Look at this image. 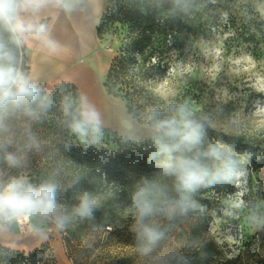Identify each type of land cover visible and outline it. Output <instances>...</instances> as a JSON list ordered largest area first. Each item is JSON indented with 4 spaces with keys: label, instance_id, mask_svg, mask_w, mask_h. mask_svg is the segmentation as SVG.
<instances>
[{
    "label": "clouds",
    "instance_id": "clouds-1",
    "mask_svg": "<svg viewBox=\"0 0 264 264\" xmlns=\"http://www.w3.org/2000/svg\"><path fill=\"white\" fill-rule=\"evenodd\" d=\"M209 2L0 0V240L18 242L20 236L47 240L52 232L67 233L85 222L95 231L96 213L117 199L116 182L98 187L87 172L73 170L71 165H79L64 154L73 145L105 147L110 130L101 109L83 91L53 95L27 65L30 45L49 58L71 54V46L56 35L53 17H75L97 26L108 9L115 11L125 4L145 15L153 13L163 23L191 17ZM255 111L264 112V103L257 102ZM116 116L122 150H149L148 160L156 169L128 189L130 204L124 209L132 220L136 256L140 264H183L184 250H199L197 240L190 236L174 244L173 233L182 223L195 224L204 218L208 206L200 198L202 192L239 186L252 160L258 158L251 150L255 146L240 151L234 143L210 136L215 123L187 100L169 98L140 112L118 108ZM53 117L65 137L58 145L38 131ZM229 123L239 128L242 120L235 115ZM34 158L48 162L38 181L27 174ZM83 181L93 188H84ZM68 191L74 203L61 202L60 193ZM220 211L242 214L250 225L264 227V206L254 202L229 199ZM84 245L93 250L94 237L86 238Z\"/></svg>",
    "mask_w": 264,
    "mask_h": 264
},
{
    "label": "rangeland",
    "instance_id": "rangeland-1",
    "mask_svg": "<svg viewBox=\"0 0 264 264\" xmlns=\"http://www.w3.org/2000/svg\"><path fill=\"white\" fill-rule=\"evenodd\" d=\"M232 2L240 17L251 12L246 19L264 24V0ZM226 38L227 34L220 28L192 39L169 78L154 93L164 101L187 100L195 110L213 120L218 132L261 142L256 159L259 162L264 157V112L257 114L255 109L257 102L264 103V55L256 58L247 51H228ZM106 39L99 42L109 51ZM120 108L125 109L123 103ZM235 115L242 120L239 128L229 123ZM113 117L117 120V116ZM110 125L114 128L110 132L116 135L118 120L117 125ZM200 198L208 206L206 215L195 224H180L173 233L172 243H183L190 236L196 238V245L201 240L211 242L220 252L212 264H264V235H260L264 227L250 225L242 214L229 216L220 211L229 199L264 206V168L255 170L250 165L237 188L218 186ZM120 217L118 223L122 222V227L81 233L79 240L69 239L66 233L52 232L47 240L20 236L18 242L0 240V246L25 254L42 250L47 264H140L133 247L134 234L130 231L132 220L127 211ZM89 236L94 237L93 250L84 245ZM190 251L186 249L183 254Z\"/></svg>",
    "mask_w": 264,
    "mask_h": 264
},
{
    "label": "trees",
    "instance_id": "trees-1",
    "mask_svg": "<svg viewBox=\"0 0 264 264\" xmlns=\"http://www.w3.org/2000/svg\"><path fill=\"white\" fill-rule=\"evenodd\" d=\"M250 15L252 13L247 12L240 17L234 11L232 0H210L203 11L191 17L163 23L158 21L153 13L145 15L125 4H119L115 11L108 9L96 27L98 40L105 41L106 37L108 49L113 53L103 79L105 92L119 99L130 112H140L150 105L164 101L154 90L169 78L174 64L188 44L192 39L220 28L227 34L225 47L228 51L243 50L250 52L253 57L260 58L264 55V24L252 18L246 19ZM26 62L28 65L27 58ZM48 91L53 95L64 91L78 92L74 85L67 83L55 85ZM38 131L42 138L54 145H58L65 138L58 130L54 117L39 125ZM209 134L234 143L240 151L249 149L252 144L255 147L251 150L256 152L257 157L261 152V142L254 143L244 136L227 135L216 130L210 131ZM148 151L143 147L122 150L118 137L109 131L105 147L84 149L73 145L64 153L79 165H71V168L87 172L89 180L95 182L98 187L111 181L117 183V199L110 200L104 209L96 213L97 229H115L123 226L122 222L118 223V219L126 212L124 207L130 204L128 189L140 176H151L156 171L153 163L148 160ZM47 163L45 160L34 158L27 171L29 178L33 181L41 179ZM251 166L255 170L264 168V157L259 162L254 158ZM82 183L84 188H93L87 181ZM208 191L202 192L200 197ZM60 200L65 203L75 202L72 200L71 191L61 192ZM91 230L93 227L85 222L66 234L69 239L79 240L81 233ZM260 235H264V230H261ZM196 247L199 250L183 254L185 264H212L220 253L214 244L205 240H201ZM44 259L42 250L25 254L0 246V264H47Z\"/></svg>",
    "mask_w": 264,
    "mask_h": 264
},
{
    "label": "crops",
    "instance_id": "crops-1",
    "mask_svg": "<svg viewBox=\"0 0 264 264\" xmlns=\"http://www.w3.org/2000/svg\"><path fill=\"white\" fill-rule=\"evenodd\" d=\"M52 23L56 26L57 37L69 44L72 52L62 58H49L38 47L30 45L26 50L29 69L47 89L67 83L87 93L101 109L109 129H114L110 124L117 125L113 116L122 102L107 95L103 88L113 54L100 44L97 26L85 25L75 17H53Z\"/></svg>",
    "mask_w": 264,
    "mask_h": 264
}]
</instances>
